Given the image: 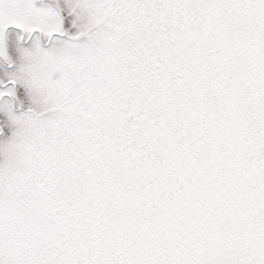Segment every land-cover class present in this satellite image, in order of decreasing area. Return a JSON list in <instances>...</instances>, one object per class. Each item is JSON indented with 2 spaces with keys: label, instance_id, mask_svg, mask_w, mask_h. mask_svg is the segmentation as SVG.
<instances>
[{
  "label": "snow or ice",
  "instance_id": "1",
  "mask_svg": "<svg viewBox=\"0 0 264 264\" xmlns=\"http://www.w3.org/2000/svg\"><path fill=\"white\" fill-rule=\"evenodd\" d=\"M0 264H264V0H0Z\"/></svg>",
  "mask_w": 264,
  "mask_h": 264
}]
</instances>
